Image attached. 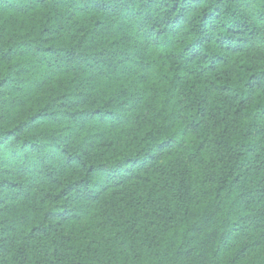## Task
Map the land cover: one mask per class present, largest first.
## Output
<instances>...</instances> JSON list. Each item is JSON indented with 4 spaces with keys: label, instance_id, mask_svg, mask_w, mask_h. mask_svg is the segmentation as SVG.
<instances>
[{
    "label": "trees",
    "instance_id": "1",
    "mask_svg": "<svg viewBox=\"0 0 264 264\" xmlns=\"http://www.w3.org/2000/svg\"><path fill=\"white\" fill-rule=\"evenodd\" d=\"M0 264H264V0H0Z\"/></svg>",
    "mask_w": 264,
    "mask_h": 264
}]
</instances>
